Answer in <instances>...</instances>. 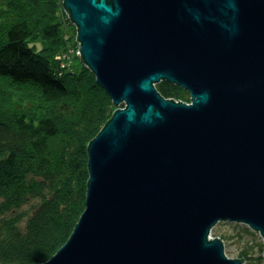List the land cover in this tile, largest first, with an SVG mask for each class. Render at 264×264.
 I'll return each mask as SVG.
<instances>
[{
  "label": "water",
  "instance_id": "95a60500",
  "mask_svg": "<svg viewBox=\"0 0 264 264\" xmlns=\"http://www.w3.org/2000/svg\"><path fill=\"white\" fill-rule=\"evenodd\" d=\"M64 8L81 60L126 105L89 142L85 209L41 264H242L209 235L227 220L264 238V0Z\"/></svg>",
  "mask_w": 264,
  "mask_h": 264
},
{
  "label": "trees",
  "instance_id": "16d2710c",
  "mask_svg": "<svg viewBox=\"0 0 264 264\" xmlns=\"http://www.w3.org/2000/svg\"><path fill=\"white\" fill-rule=\"evenodd\" d=\"M64 30L60 0H0V264L44 263L69 239L85 209L88 144L117 108L88 67L65 72L54 59Z\"/></svg>",
  "mask_w": 264,
  "mask_h": 264
},
{
  "label": "rangeland",
  "instance_id": "374dc122",
  "mask_svg": "<svg viewBox=\"0 0 264 264\" xmlns=\"http://www.w3.org/2000/svg\"><path fill=\"white\" fill-rule=\"evenodd\" d=\"M60 15L64 23L66 44L61 50L56 52L54 59L62 70L73 73L82 66H88L81 60V56L77 52L81 45V41L77 39L78 27L72 22L69 13L65 10L64 0H60ZM183 101L190 102V99ZM123 105L125 106L126 104L123 103ZM119 107L117 105V108ZM210 234L213 237L209 235V239L219 237L223 240L228 257L238 258L246 253V255L249 254L251 256L253 262L259 261V264H264V238L261 232L249 225L242 222L221 220L212 228ZM223 235L225 237H222ZM260 255H263V257L261 258ZM242 264H247L246 259Z\"/></svg>",
  "mask_w": 264,
  "mask_h": 264
},
{
  "label": "built area",
  "instance_id": "2783aa9c",
  "mask_svg": "<svg viewBox=\"0 0 264 264\" xmlns=\"http://www.w3.org/2000/svg\"><path fill=\"white\" fill-rule=\"evenodd\" d=\"M77 52H78V54L81 56V49H78Z\"/></svg>",
  "mask_w": 264,
  "mask_h": 264
},
{
  "label": "bare ground",
  "instance_id": "6f19581e",
  "mask_svg": "<svg viewBox=\"0 0 264 264\" xmlns=\"http://www.w3.org/2000/svg\"><path fill=\"white\" fill-rule=\"evenodd\" d=\"M189 103H191V102H189ZM123 108V107H122ZM210 236H212V234H210ZM213 237V236H212Z\"/></svg>",
  "mask_w": 264,
  "mask_h": 264
}]
</instances>
